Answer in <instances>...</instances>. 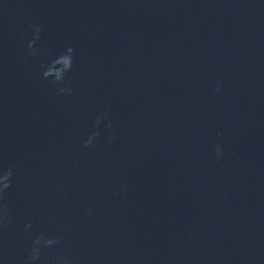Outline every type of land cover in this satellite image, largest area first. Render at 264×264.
<instances>
[{
  "label": "clouds",
  "instance_id": "obj_1",
  "mask_svg": "<svg viewBox=\"0 0 264 264\" xmlns=\"http://www.w3.org/2000/svg\"><path fill=\"white\" fill-rule=\"evenodd\" d=\"M29 27L31 38L27 41L24 59L28 60L32 57L47 55L48 50L37 46V41L41 37L44 25L32 23ZM74 53L75 49L69 46L50 61L41 64V68L43 69L41 73L42 78L55 87L58 95L71 96L74 91L71 81L68 79V73L72 71L74 65ZM214 91L216 93L222 92V81L218 80L216 82ZM109 115V110H106L102 115L96 117L92 126L93 130L83 142L85 149H91L96 145L101 137L102 124H104L106 129L107 141L109 143L115 141L117 133ZM214 151L216 158L218 160L222 159L223 149L220 144L215 146ZM15 171V166L5 167L0 164V236L8 233L14 224V203L8 198V194L13 186ZM122 191H126V186L122 188ZM92 214V209H88L87 215L91 216ZM23 230L29 236L30 246L20 264H77L71 253L57 252L58 249H62L64 246L63 236L59 233L49 234L40 232L33 235V222L31 220L24 224ZM49 252L52 255H47Z\"/></svg>",
  "mask_w": 264,
  "mask_h": 264
}]
</instances>
